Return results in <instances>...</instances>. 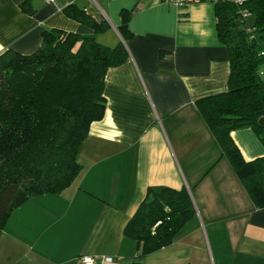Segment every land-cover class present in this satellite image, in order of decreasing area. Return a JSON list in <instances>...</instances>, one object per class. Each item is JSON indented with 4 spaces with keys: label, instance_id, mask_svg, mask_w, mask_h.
<instances>
[{
    "label": "crops",
    "instance_id": "obj_1",
    "mask_svg": "<svg viewBox=\"0 0 264 264\" xmlns=\"http://www.w3.org/2000/svg\"><path fill=\"white\" fill-rule=\"evenodd\" d=\"M67 2L107 29L95 34L45 0H0V54L29 55L43 31L59 29L108 47L122 42L129 57L105 73L103 118L80 146L79 174L62 191L12 210L0 234V264H80L81 256L131 264L136 243L123 229L151 186L187 189L195 216L144 264H264V208L253 205L195 106L227 90L229 58L214 3L57 0ZM123 12L127 39L118 31ZM230 135L245 161L264 156L251 128Z\"/></svg>",
    "mask_w": 264,
    "mask_h": 264
},
{
    "label": "trees",
    "instance_id": "obj_2",
    "mask_svg": "<svg viewBox=\"0 0 264 264\" xmlns=\"http://www.w3.org/2000/svg\"><path fill=\"white\" fill-rule=\"evenodd\" d=\"M20 6L33 12L28 2ZM62 11L95 34L108 27L75 4ZM214 11L217 37L229 58L227 90L195 106L253 205L264 208V156L245 161L230 135L251 128L264 144L259 123L264 118V0L238 6L216 2ZM128 20L123 12L118 28L123 39L131 35ZM41 36L40 47L29 55L10 49L0 54V234L14 208L31 196L60 192L77 177L80 146L90 124L103 118L105 73L129 57L122 42L108 47L92 35L59 29ZM194 216L187 189L148 187L123 229L136 243L131 264H144L147 255L170 245Z\"/></svg>",
    "mask_w": 264,
    "mask_h": 264
},
{
    "label": "built area",
    "instance_id": "obj_3",
    "mask_svg": "<svg viewBox=\"0 0 264 264\" xmlns=\"http://www.w3.org/2000/svg\"><path fill=\"white\" fill-rule=\"evenodd\" d=\"M45 1L48 3L55 4L58 9L62 10L63 6L58 5L57 0H45ZM163 1L171 3V4L178 6V7H182V6H185V5L190 4V3L203 2V1H208V2H212V3L228 2L231 4H235L237 6L241 5V3L243 2V0H163ZM68 3H71V2H68ZM241 14L244 17L247 16L246 12L242 11ZM248 30H250V29H248ZM262 54H264V51H262ZM79 260H80V264H96V262H95L96 260L92 257H89V256H81ZM104 261L105 262H112V259L111 258H105Z\"/></svg>",
    "mask_w": 264,
    "mask_h": 264
},
{
    "label": "water",
    "instance_id": "obj_4",
    "mask_svg": "<svg viewBox=\"0 0 264 264\" xmlns=\"http://www.w3.org/2000/svg\"><path fill=\"white\" fill-rule=\"evenodd\" d=\"M259 123H260V124H264V118L260 119V120H259Z\"/></svg>",
    "mask_w": 264,
    "mask_h": 264
},
{
    "label": "rangeland",
    "instance_id": "obj_5",
    "mask_svg": "<svg viewBox=\"0 0 264 264\" xmlns=\"http://www.w3.org/2000/svg\"><path fill=\"white\" fill-rule=\"evenodd\" d=\"M261 44H264V39H260Z\"/></svg>",
    "mask_w": 264,
    "mask_h": 264
}]
</instances>
